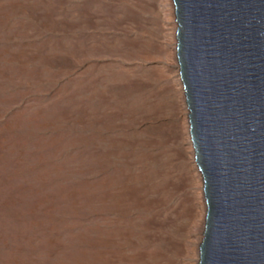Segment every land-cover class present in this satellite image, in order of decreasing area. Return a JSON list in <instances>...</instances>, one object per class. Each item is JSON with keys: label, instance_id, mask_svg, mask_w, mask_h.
Segmentation results:
<instances>
[{"label": "rangeland", "instance_id": "obj_1", "mask_svg": "<svg viewBox=\"0 0 264 264\" xmlns=\"http://www.w3.org/2000/svg\"><path fill=\"white\" fill-rule=\"evenodd\" d=\"M177 30L173 0H0V264H199Z\"/></svg>", "mask_w": 264, "mask_h": 264}, {"label": "water", "instance_id": "obj_2", "mask_svg": "<svg viewBox=\"0 0 264 264\" xmlns=\"http://www.w3.org/2000/svg\"><path fill=\"white\" fill-rule=\"evenodd\" d=\"M208 211L199 264H264V0H173Z\"/></svg>", "mask_w": 264, "mask_h": 264}]
</instances>
